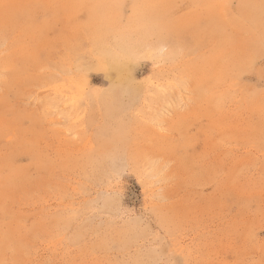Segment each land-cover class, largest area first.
Here are the masks:
<instances>
[{
  "label": "rangeland",
  "instance_id": "374dc122",
  "mask_svg": "<svg viewBox=\"0 0 264 264\" xmlns=\"http://www.w3.org/2000/svg\"><path fill=\"white\" fill-rule=\"evenodd\" d=\"M0 264H264V0H0Z\"/></svg>",
  "mask_w": 264,
  "mask_h": 264
}]
</instances>
